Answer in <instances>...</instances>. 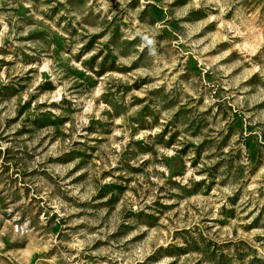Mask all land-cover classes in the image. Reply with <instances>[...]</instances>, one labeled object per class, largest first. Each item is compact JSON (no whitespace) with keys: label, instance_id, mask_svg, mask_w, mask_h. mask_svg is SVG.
<instances>
[{"label":"rangeland","instance_id":"rangeland-1","mask_svg":"<svg viewBox=\"0 0 264 264\" xmlns=\"http://www.w3.org/2000/svg\"><path fill=\"white\" fill-rule=\"evenodd\" d=\"M0 264H264V0H0Z\"/></svg>","mask_w":264,"mask_h":264}]
</instances>
